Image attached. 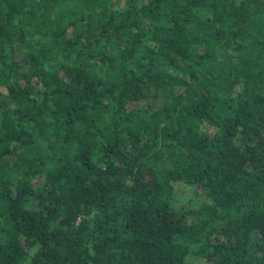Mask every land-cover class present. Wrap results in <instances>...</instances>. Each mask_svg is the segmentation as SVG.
Here are the masks:
<instances>
[{
    "label": "trees",
    "instance_id": "trees-1",
    "mask_svg": "<svg viewBox=\"0 0 264 264\" xmlns=\"http://www.w3.org/2000/svg\"><path fill=\"white\" fill-rule=\"evenodd\" d=\"M0 264H264V0H0Z\"/></svg>",
    "mask_w": 264,
    "mask_h": 264
},
{
    "label": "rangeland",
    "instance_id": "rangeland-1",
    "mask_svg": "<svg viewBox=\"0 0 264 264\" xmlns=\"http://www.w3.org/2000/svg\"><path fill=\"white\" fill-rule=\"evenodd\" d=\"M181 197H182V195H181Z\"/></svg>",
    "mask_w": 264,
    "mask_h": 264
}]
</instances>
